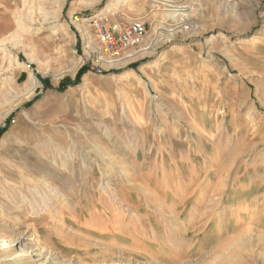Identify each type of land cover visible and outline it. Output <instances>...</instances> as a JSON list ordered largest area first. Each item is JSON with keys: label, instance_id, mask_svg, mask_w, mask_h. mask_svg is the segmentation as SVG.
Wrapping results in <instances>:
<instances>
[{"label": "rangeland", "instance_id": "374dc122", "mask_svg": "<svg viewBox=\"0 0 264 264\" xmlns=\"http://www.w3.org/2000/svg\"><path fill=\"white\" fill-rule=\"evenodd\" d=\"M113 1L0 0V179L68 185L45 213L15 201L6 239L56 264H226L249 238L264 258V0H124L108 21L145 34L110 55Z\"/></svg>", "mask_w": 264, "mask_h": 264}, {"label": "bare ground", "instance_id": "6f19581e", "mask_svg": "<svg viewBox=\"0 0 264 264\" xmlns=\"http://www.w3.org/2000/svg\"><path fill=\"white\" fill-rule=\"evenodd\" d=\"M123 1L124 0H114L110 4L106 5L105 8L97 15V18L95 20H107L108 21L110 17H113L114 15L119 13L120 8L123 4ZM61 151H63L62 148H61ZM61 162H62L61 167L64 169L65 156L63 155H61ZM38 166L40 167L39 164ZM36 171L37 173H40L39 170H36ZM39 175H40L39 179H0V181L9 180L15 186V187L12 186L11 192L6 193L3 197L0 198V205L1 206L4 205L2 206L4 208L6 207L8 202H5L4 204L3 199L5 200L7 199V201L8 199H10L12 200L11 202L14 203L8 206V208L11 207L9 211L12 214L9 213L8 215L11 221L10 222L3 221V219L0 218V264H56V262H53V260L50 261L48 259H45L44 257L45 254L43 250H40L41 248L39 249L37 247L36 243H38V240L33 242L29 239L30 237L28 236L23 237L25 235H20L19 233L18 234L14 233L12 234V236L8 237L7 239L5 236L6 233H8L11 229L15 230V229L20 228L21 226V223H20L21 220L18 216V213H20L24 207L20 203H19L20 205H16L17 203L15 204V201H19L20 199L23 203L26 204L27 210H32L36 208L40 210L39 208H41L42 209L41 213H45L47 211V207L50 201L49 196L47 195L48 191L46 192L45 190L46 187L52 188L53 183L57 182V184H60L63 188L67 189L68 185H65L66 182L64 179H50L51 175L48 173L45 175H43V173H40ZM63 188H59L58 190H59V194L61 193V196L64 197V192L62 190ZM45 192L47 194H45ZM33 199H37V200L39 199L40 203L37 205L39 206V208L35 207V200ZM246 230H250V229L247 228ZM246 234H248V232ZM2 237H4V239H2ZM237 239L238 237L234 238L233 240L237 241ZM242 239L244 240V238ZM249 239L247 241L241 242V245L238 247V249L234 248L232 251V249L228 248V253L227 255H225L226 264H251V262L254 263V261L255 262L258 261L261 264H264V258L259 257L258 255L259 253L257 254L256 249L255 251L251 250V249L254 250L255 246L253 245L252 242H250L251 239L250 240ZM226 245H229V244L228 243L223 244V246H226ZM240 251H243L244 256L243 255L242 257L239 256ZM260 254L264 255V250L261 249Z\"/></svg>", "mask_w": 264, "mask_h": 264}, {"label": "built area", "instance_id": "2783aa9c", "mask_svg": "<svg viewBox=\"0 0 264 264\" xmlns=\"http://www.w3.org/2000/svg\"><path fill=\"white\" fill-rule=\"evenodd\" d=\"M92 29L106 54L117 55L123 49L137 45L145 34V22L142 19L120 17L109 22L94 20Z\"/></svg>", "mask_w": 264, "mask_h": 264}, {"label": "trees", "instance_id": "16d2710c", "mask_svg": "<svg viewBox=\"0 0 264 264\" xmlns=\"http://www.w3.org/2000/svg\"><path fill=\"white\" fill-rule=\"evenodd\" d=\"M83 73H85L84 70H82L81 72H79V73L77 74V76H76V78H75L74 81H65V82L61 83V84L58 86L57 91H58V92H63V91L67 88V86H75V85H78L79 82H80V79H81V77H82V75H83ZM4 132H5V129H0V137H1V135H2Z\"/></svg>", "mask_w": 264, "mask_h": 264}]
</instances>
